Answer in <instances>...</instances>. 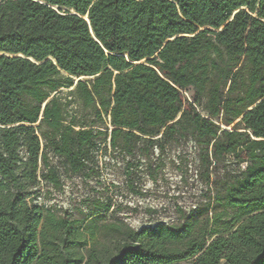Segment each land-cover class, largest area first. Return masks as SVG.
Returning <instances> with one entry per match:
<instances>
[{"label": "trees", "instance_id": "1", "mask_svg": "<svg viewBox=\"0 0 264 264\" xmlns=\"http://www.w3.org/2000/svg\"><path fill=\"white\" fill-rule=\"evenodd\" d=\"M107 134L131 153L194 137L221 186L215 226L112 224L113 250L79 252L80 227L33 200L61 185L51 153L79 172ZM188 259L264 264V0H0V264Z\"/></svg>", "mask_w": 264, "mask_h": 264}, {"label": "rangeland", "instance_id": "2", "mask_svg": "<svg viewBox=\"0 0 264 264\" xmlns=\"http://www.w3.org/2000/svg\"><path fill=\"white\" fill-rule=\"evenodd\" d=\"M68 90L63 88L61 92ZM68 99L70 115L89 114L74 96ZM105 122L109 133V117H105ZM98 144V149L91 151L87 167L76 173L63 168L51 153L50 161L58 170L61 185L55 188L40 181L33 200L80 227L87 244L79 252L84 253L93 244L100 250H113L116 240L107 229L112 224L135 231L162 224L180 226L184 221H197V225L208 229L215 226L209 219L222 210L216 203L221 186L206 182L204 149L194 137H178L159 146L138 141L132 153L120 146L113 149L108 134L105 140L100 137ZM242 166L228 158L216 171L209 167V178L221 181L225 171H237ZM175 264L193 262L188 259Z\"/></svg>", "mask_w": 264, "mask_h": 264}, {"label": "water", "instance_id": "3", "mask_svg": "<svg viewBox=\"0 0 264 264\" xmlns=\"http://www.w3.org/2000/svg\"><path fill=\"white\" fill-rule=\"evenodd\" d=\"M83 18L89 22V19H88L87 15H86V16H84ZM89 23H90V22H89ZM89 31H90V33L92 34V29H91V27L89 28ZM92 35H93V34H92ZM93 37L95 38V36H94V35H93ZM92 77H93V76H88V77H80V78H86V79H88V78H92ZM42 107H43V105H42Z\"/></svg>", "mask_w": 264, "mask_h": 264}, {"label": "bare ground", "instance_id": "4", "mask_svg": "<svg viewBox=\"0 0 264 264\" xmlns=\"http://www.w3.org/2000/svg\"><path fill=\"white\" fill-rule=\"evenodd\" d=\"M223 128H224V126H223ZM226 128V127H225Z\"/></svg>", "mask_w": 264, "mask_h": 264}]
</instances>
